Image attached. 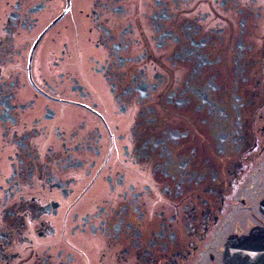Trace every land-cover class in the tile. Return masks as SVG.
Here are the masks:
<instances>
[{"label": "flooded vegetation", "instance_id": "af4514ba", "mask_svg": "<svg viewBox=\"0 0 264 264\" xmlns=\"http://www.w3.org/2000/svg\"><path fill=\"white\" fill-rule=\"evenodd\" d=\"M0 264H264V0H0Z\"/></svg>", "mask_w": 264, "mask_h": 264}]
</instances>
